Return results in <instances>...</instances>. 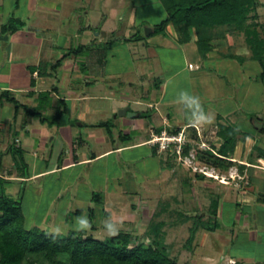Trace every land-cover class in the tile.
Returning a JSON list of instances; mask_svg holds the SVG:
<instances>
[{"label": "rangeland", "instance_id": "obj_1", "mask_svg": "<svg viewBox=\"0 0 264 264\" xmlns=\"http://www.w3.org/2000/svg\"><path fill=\"white\" fill-rule=\"evenodd\" d=\"M255 14H257L258 29L264 38V0H258L257 10L253 11L251 16ZM166 15L167 9L162 0H0V22H3V26L0 24V48L2 47V50L0 49V60L5 65V68L2 69L4 74L0 78L8 80L9 67L13 65V62L18 63L13 61L16 59V53L9 54L12 47L13 49L14 47H21V45H17L18 41L22 42L25 47L27 43L24 38L33 37L35 40L24 51L26 57L22 59L23 62L21 63L25 66L29 63L33 68L34 64L38 62L39 68L43 71L42 76L46 75L43 80L45 83L40 84V88H47L54 84L58 85L61 90L63 88L68 89L73 85L78 86L80 89L85 88V85H80V82H84L90 72V69H85L87 61L77 60V64L84 67V69H76V72L80 73V77L76 78L72 74L75 70L72 66H68L64 60L69 56L75 57L79 52L82 55L89 56L91 51L95 49L97 52L94 55L95 61L100 60L103 62L102 64L108 62L99 70L100 78H104L103 80L101 78L100 81L107 85L108 89L115 87L117 92L122 87L123 90L133 91L136 95L135 91L143 86L144 78L150 76L156 85H160L166 75L184 64L185 57L182 50L176 47L171 48L167 42L163 45H144L147 27L159 23ZM9 24L21 27L19 30L24 33V36L20 40L15 39L13 32L4 30V25ZM90 24L94 27L100 24L104 25L103 29L108 31L117 29L119 36L122 34L127 35V39L125 41L117 39L116 36L109 37L108 35L103 37L98 34L100 30L90 29ZM38 29H41L39 35L36 34ZM1 30L4 33L3 39L1 38ZM7 35H11L10 39L5 38ZM164 35H167V31ZM88 38L92 39L89 45L86 42ZM93 43L95 44L93 45ZM229 44L232 45L234 52L236 50L237 52L248 50L249 53H253L243 33L235 32L234 36L228 37L226 45L221 48L224 50L223 52H229ZM5 48L9 51L8 56L2 54ZM250 64L251 69L256 73L260 71L259 62L251 61ZM133 65L135 68L132 69ZM148 66L154 67V71L150 74L146 73L145 67ZM137 67H142L145 73V75H142L143 77L136 73ZM237 70V67L236 69L233 68L226 75L225 79L230 87L221 84L217 86L219 91L226 93L236 86L239 91L238 95L241 91L243 92L244 89L238 83L240 74ZM50 76L51 78H48ZM235 77L237 81L234 80ZM179 80L182 86L181 79ZM60 81H62L61 85L59 84ZM122 81H125L124 84ZM131 82H135L136 87H131ZM256 86L255 93L252 95L253 102L257 106H263L264 103L261 101L263 94L261 89ZM197 88L199 89L200 85ZM175 93L179 95V93ZM180 93L183 95L190 93L188 85L182 87ZM170 95L169 90L167 98ZM21 97L29 105L25 104L26 107H21V115L17 120L13 118L7 123L5 121L3 125L0 124V153L1 150L5 153L4 149L6 147L22 151L21 147L25 144L23 139L26 135V133L23 134V130L27 126L25 123L26 113L28 115V118H26L29 122H32L30 126L28 122V127L32 129L39 124L42 125L41 121L46 122V126L49 127L52 121L53 113L49 112V109L44 110L52 102L49 94L42 93V96L41 94L38 97L36 96V100L41 103L38 107H34L32 104L33 99H28L27 94L20 93L18 98ZM155 97L159 99L161 95L156 92ZM8 104L13 105L15 108L14 104ZM186 105L185 102H180L171 107L167 106L163 111L175 115L182 112V109L185 110ZM208 105L210 111L211 109L214 111L213 105L219 108L221 105L224 106V102L213 101ZM229 106L230 102L227 107ZM133 107L146 108L150 115L154 112L147 105L133 104ZM27 108L35 111V114L30 115L31 111L28 112ZM158 111L160 110L158 109ZM42 116L45 117V121L42 120ZM178 116L175 118H178L181 122L182 118ZM107 122H110V136L114 137L119 144L130 141L133 132L127 133L125 127L121 124L114 126L113 118ZM197 130L194 126L189 128L193 135L197 134ZM121 133L124 135L120 139L119 135ZM213 133L209 132L207 135H217ZM16 137H19L17 142ZM146 137L150 138L148 135ZM199 148L204 149L202 145L200 146L195 142L191 146L189 157L183 154L180 156L172 149L160 150L164 151L160 160L167 161V164L165 163L167 170L162 169L159 160L151 154L150 146L144 145L136 149L125 150L121 159L114 154L110 158L96 163L91 168L90 175H85L83 167L76 168L74 172H67L68 179L66 183L57 182L56 174H50L32 182L8 181L6 187L11 191L13 197L22 201L28 227L38 225L48 232L63 234H67L72 230L90 229L89 209L92 207L95 210L94 225L97 229L93 231L90 229V231L97 238L106 239L115 235L119 230H124L131 232L134 238L137 237L138 243L142 242L148 245L152 242L151 236L148 235L151 225L164 221L165 244L171 251V255L176 257L181 264H211L206 256H214L216 264L219 262L229 264V256L238 257L240 264H254L257 256H264V245L253 239L252 230L247 234L240 221L237 220L244 211L243 206H236L232 203L236 202L232 196L228 199L223 198V196L229 194V190L234 187L233 185L241 186L242 180L231 181L227 176L221 177L218 174L216 176L219 178L213 177L216 181L199 180L197 178L199 172L212 176L215 173H225L230 177L229 170L218 167L216 168L217 171H213L212 166L201 161L197 155ZM171 151L174 167L168 164V160L165 159ZM12 155V153H6L8 163L14 159ZM182 157L184 158L182 159ZM123 158L131 162L126 164L122 161ZM18 162L20 168L16 166L12 169L22 176L30 169L28 165H23L20 157ZM101 171H104V173L101 174ZM82 174L86 178L85 181L82 180L83 182L79 180V176L81 177ZM186 176H190L192 181L186 180ZM103 177L110 178L108 186L106 188L102 186L101 188H95L94 186V189H92L94 194L99 193L100 198L86 200L91 196L90 184L93 186L101 183L102 185ZM118 180L121 188L118 186ZM216 190H220L223 196ZM110 191H112L111 202L108 200ZM121 192H123V196H119ZM116 193H119V197H114ZM75 196L86 199L78 200ZM214 200H217L219 205L221 203L224 211L223 217L218 218L221 229L205 234L203 227H200L191 245H188V239L192 234L191 228L196 219L197 221L200 220V218H197L200 216L199 212L206 211L210 214L209 210H211ZM116 207L123 209L125 213H119V211L114 213ZM79 208L83 209L84 212L77 215L75 211ZM107 211H111L112 214H107ZM117 215H121V217L117 218ZM208 222L210 223V221ZM252 223L253 220L250 221V224ZM226 254L229 255L228 258L225 262H222V257ZM248 259L253 260L247 262ZM37 262L51 264L42 259H38Z\"/></svg>", "mask_w": 264, "mask_h": 264}, {"label": "crops", "instance_id": "obj_2", "mask_svg": "<svg viewBox=\"0 0 264 264\" xmlns=\"http://www.w3.org/2000/svg\"><path fill=\"white\" fill-rule=\"evenodd\" d=\"M0 24L3 26L2 21ZM103 26L104 25L100 24L99 26L94 27L90 24L89 28L100 30L98 34L103 37L106 35L109 37L116 36L117 39L126 41L127 35L122 34L119 36L117 29L108 31L104 30ZM154 26L155 25L151 27L153 29L149 36L145 33L146 38L144 45H163V43L167 42L171 48L176 47L182 50L185 61L184 64L174 69L169 73V75H166L160 85H156L150 76L144 78L143 86L140 87L138 91H135L137 93L136 95H134L133 91L130 92V90H123L124 88L122 87L121 90L117 92L115 87L108 89V86L100 81L101 78L102 80L104 78H100L99 70L102 69L105 64H108V62H104V64H102L103 62L100 60L95 61L94 55L97 53L95 49H91L92 51L89 55L90 57L82 55V53L80 54L79 52L75 55V57L69 56V58H65L64 62L68 66H72L75 70L72 74L75 75L76 78L80 77V73L76 72V69H84V67H80L77 64L78 59L87 61L85 69H90V72L84 82H80V85L84 84L85 88L80 89L78 86L73 85L68 87V89L63 88L62 90L55 84L47 88H40V84L45 83L43 80L46 78V75H41L38 62L34 64L37 66V69L34 72L31 70V65L29 63H27L26 66L21 63L23 62L22 59L26 57L24 51L27 50L29 48L28 46H30L31 43L33 44L35 40L33 37L24 38L27 43L25 47L22 42L18 41L19 43L17 42V45H21V47H14L15 50L12 47L10 52L7 51V48H5L3 52L1 51L2 54H7L6 56L9 54L12 55V53L15 52L16 59L14 58L15 60L13 61L18 63L13 62V65L9 67L8 74L6 73L8 80H2V77L0 78V96L4 90H10L17 98L20 93H25L28 95V99H33L32 104L34 107H38L41 103L36 100V96L38 97L39 94L42 96V93H48L52 98V102L48 105V107H45L44 110L49 109V112L53 113L52 118L56 116L58 110L64 109L65 111L58 120L54 123H50L49 127L46 126V122L43 123L41 121L42 125L39 124L38 126L33 127V129L28 127L29 121L26 113L25 123L27 126L25 130H23V134L26 133L23 139L25 144L21 148L25 163L28 165L30 170L25 172L22 176L15 173L16 171L12 169L17 166L15 159H13L12 162H7L6 153L11 154L12 152L10 148L6 147L4 149L6 152L4 153L3 150H1L0 153V175L6 179L7 183L8 181L17 180L32 182L50 174H56L57 182L66 183L68 179V176L66 175L67 172H74L76 171V168L83 167V170H85L84 173H86L85 175H90L91 168L96 163H99L104 159H108L114 154L121 159L125 150L136 149L144 145L150 146L151 154L154 157L156 156L159 160L162 169L167 170L165 167V163L167 164V161L164 162V159L160 160L164 151H160L157 147L148 143L151 136L153 134H157L158 128L162 129V132H169L174 128L180 127L181 130H184L187 133L189 138L188 142H191L192 145L196 142L200 144V146L204 143L207 147L201 150H207L211 149V146H215L216 148L221 146V139L217 134L221 124L235 126L239 129L240 133L237 136L235 147L230 152L229 156V159L234 162L230 168L227 169L229 170L230 177L225 173H215L212 176L199 172V174H204L205 177H199L197 175V178L199 180L208 179L216 181L213 177H217L216 175L218 174L221 177L227 176L231 181H236L237 179L242 180L241 186L233 185L234 187L232 186L233 188L229 190V194H226L225 196H223L220 190L216 191L225 199L232 196L236 200V202L232 203L236 206H243L244 211L241 214L242 217H238L237 220L240 221L241 226H243L247 234H249L252 230L254 234L253 239L264 245V168L258 167L260 160H264V105L257 106L253 102L252 97L255 93V85H257L256 87H259L261 89V93L263 94L261 101L264 103V80L261 77L263 71L261 63L258 60L253 59L251 57L252 54L249 53L248 50L246 52H237V50L234 52L231 44L228 46L229 52H223L224 50L221 48L226 45L228 37L230 38L232 35L234 36V32L232 31L227 32L224 37L215 41L216 46L214 49H212L208 55L203 58L196 42L197 34L195 29L192 30L194 35L192 40L181 42L179 31L173 23L168 25L166 30L167 35H164V33L152 35L154 32ZM40 30L41 29L36 30L38 32L36 34H41ZM104 32L105 34H103ZM3 34V30H1L2 39ZM13 34H15L14 36L16 40H20L21 37L24 36V33H21L20 30ZM8 36L9 38L6 39H10L11 35ZM91 41L92 39H86L88 45ZM94 44L95 43H93V45ZM229 54L241 55L244 58L241 60L238 57L231 56ZM251 61L259 62L261 69L258 73L251 69ZM134 65L131 67L132 69L135 68ZM236 67L238 68L237 71H239L238 73L240 74L238 83H240L241 88L244 89H242L243 92L241 91L238 95L239 91L236 86H234L233 90L230 89L226 93L219 91L217 86L221 84H225L230 87L225 78L226 75L231 72L233 68L236 69ZM4 68L5 65L0 60V76L4 74L2 72V69ZM145 69L147 74L154 71V67L152 66L145 67ZM222 71L224 72L222 73ZM136 73L140 76L145 75L142 67H137ZM48 78H51V76ZM179 79H181L182 86L179 83ZM236 79L237 78L235 77L234 80ZM15 80L17 81L15 82ZM123 82L125 81H122V83ZM59 84L61 85L62 81H60ZM151 85H153V87H151ZM185 85H188L190 93L183 95L180 91L182 90V87H185ZM199 85L200 88L198 89L197 86ZM131 87H136V83L131 82ZM169 90L171 95L167 98ZM156 92L161 95L159 99H156L155 97ZM175 92L179 93V95ZM19 100H21L24 104H28L25 99H22V97ZM188 101L194 103V106L201 110L202 113L189 118L183 109L182 112L175 115L170 112L164 113L163 111L167 106L171 107L179 104L180 102L186 103ZM213 101H223L224 106L221 105L217 108V106L213 105V110L214 108L215 110L212 111L211 109L210 111L208 103L211 104ZM228 101L230 102V108L227 107L229 103ZM8 103L0 105L1 125H3L5 121V123H7L13 118L17 120V118L21 115L20 110L16 114L14 106ZM133 104L147 105L151 110H154V112L150 115L148 114L149 112L146 108H134ZM123 107H129L131 111L136 113V116L130 117L117 115L118 110ZM261 107L262 109L260 110ZM158 109L160 111H158ZM178 115L182 118L181 122H179L178 118H175ZM111 118L114 119V126L121 124L125 127L127 133L133 132V136L130 138L128 143L122 142V144H119L114 137L110 136L109 127L107 125H103V123L109 121ZM30 124L32 125V122H29V126ZM192 126L198 129L197 135L199 136V139H197L193 133L189 131V128ZM214 128L216 130H213ZM209 132H214L217 135L209 136L207 135ZM147 135L150 136L149 139L146 137ZM119 138H123L122 133L119 135ZM15 140L16 142L19 141V137H16ZM171 153L172 151L165 159L168 160V164L171 166L173 165L174 167ZM186 157H189V155ZM183 158L184 157H182V159ZM122 161L126 164L131 162L126 158H123ZM212 168L213 171H217L216 168L218 167L212 166ZM100 173L103 174L104 171H101ZM185 178L186 180L192 181L190 176H186ZM85 179L86 178H84L83 174L81 177L79 176L80 181H85ZM109 179V177H103L102 185L101 183L100 185L96 184L93 186L90 184L92 188H89L91 193L89 198L75 197L78 200H89L93 198L94 190L92 189H94V186L95 188H101V186L106 188L108 186L107 184H109ZM116 179L115 181H117ZM118 186L121 188L120 181ZM6 191L11 194V191L8 190L7 187ZM110 194L111 196H109ZM118 194L119 193H116L114 197L124 195L123 192H121L119 196ZM111 197L112 191L108 193L109 202H111ZM117 211H119V213H125L123 209H119L118 207H116L114 213ZM107 212L109 215L112 214L111 211ZM223 213L224 211L220 203L217 217L222 218ZM199 214L202 216L204 221L211 218L209 212L202 211L199 212ZM116 217L120 218L121 215H117ZM187 218L188 217H186V219ZM251 220H253V223L256 225L253 223L250 224ZM203 229L205 234L213 232V230H208L204 227ZM220 229L221 226L219 225L216 230ZM228 256L229 255L227 254L224 255L222 257V262H225ZM206 258L209 263L216 264L214 256H206ZM252 260L253 259H248L246 261L251 262ZM228 261L229 264H240L239 258L235 256H229ZM218 264L222 263L219 262ZM254 264H264V256H257Z\"/></svg>", "mask_w": 264, "mask_h": 264}, {"label": "trees", "instance_id": "obj_3", "mask_svg": "<svg viewBox=\"0 0 264 264\" xmlns=\"http://www.w3.org/2000/svg\"><path fill=\"white\" fill-rule=\"evenodd\" d=\"M167 9V15L154 26L152 35L166 33L167 27L173 23L179 31L180 41L187 42L193 39L192 30H196L197 45L203 58L214 49L215 41L224 37L227 32L243 33L245 40L252 50V58L258 60L263 68L261 77L264 80V38L260 33L259 24L256 21L257 14L251 13L257 10L258 0H162ZM7 32H17L21 27L4 25ZM243 60V56L229 54ZM37 69L33 66L31 70ZM40 73L43 74L41 68ZM48 94V93H47ZM9 102L15 105L17 114L21 107L26 105L21 102L10 90H4L0 96V105ZM185 112L187 117H195L202 113L201 110L186 102ZM30 114L35 111L29 110ZM64 109L58 110L50 123H54L64 113ZM42 116V120L45 121ZM110 129V122H105ZM181 128H174L170 133H178ZM162 129H157L160 134ZM240 133L235 126L221 124L218 136L221 146L211 149H198V158L211 166L229 169L234 163L229 159L230 152L234 149L237 136ZM124 135V134H123ZM197 139L199 136L194 135ZM192 143L184 146L183 155L190 153ZM157 147L158 146H154ZM196 147V146H195ZM198 147V146H197ZM16 161L23 165L25 159L20 149H10ZM170 150V149H169ZM20 168V167H19ZM205 177L204 174H197ZM6 179L0 175V264H40L38 259L46 260L51 264H181L165 244L163 227L164 221L151 225L148 230L152 242L148 245L138 243L129 231L119 230L115 235L106 239L94 236L93 230L95 210L90 207V229L72 230L67 234L48 232L41 226L28 227L22 201L13 197L6 191ZM94 199H99V193H95ZM219 202L214 200L210 210L209 220L204 221L200 215L191 228V236L188 245H191L196 232L200 227L208 230H216L218 223ZM83 209H77L75 214L80 215ZM108 214V212H107ZM186 218V217H185ZM210 221V223L208 222ZM154 235V236H152ZM187 245V246H188Z\"/></svg>", "mask_w": 264, "mask_h": 264}, {"label": "built area", "instance_id": "obj_4", "mask_svg": "<svg viewBox=\"0 0 264 264\" xmlns=\"http://www.w3.org/2000/svg\"><path fill=\"white\" fill-rule=\"evenodd\" d=\"M188 135L184 130L179 131L178 133H170L163 131L160 134H153L148 140L153 146H158L159 150H169L172 149L182 156L184 146L188 142ZM202 147L206 148V144L202 143ZM258 167L264 168V160L261 159Z\"/></svg>", "mask_w": 264, "mask_h": 264}, {"label": "water", "instance_id": "obj_5", "mask_svg": "<svg viewBox=\"0 0 264 264\" xmlns=\"http://www.w3.org/2000/svg\"><path fill=\"white\" fill-rule=\"evenodd\" d=\"M152 29H153V28H151V27H147V29H146V35H147V36L150 35ZM5 38H9V36L7 35V36H5ZM117 115L134 117V116H136V113L133 112V111H131V110L129 109V107H123V108H120V109L118 110Z\"/></svg>", "mask_w": 264, "mask_h": 264}]
</instances>
